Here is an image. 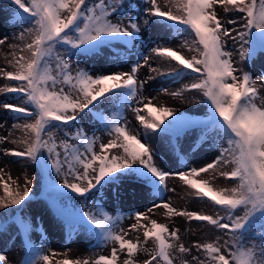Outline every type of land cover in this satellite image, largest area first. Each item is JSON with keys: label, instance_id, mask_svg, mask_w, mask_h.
<instances>
[{"label": "snow or ice", "instance_id": "1", "mask_svg": "<svg viewBox=\"0 0 264 264\" xmlns=\"http://www.w3.org/2000/svg\"><path fill=\"white\" fill-rule=\"evenodd\" d=\"M8 2L13 6L10 20L19 23L21 28L13 36L19 43L9 45L13 49L9 63L15 71L0 69V72L17 84L0 88V92L16 94L14 99L21 103H3L0 108L11 110L18 119L24 120L23 124L13 125L24 137L19 141L23 150H5V155L28 161L40 170L39 174L46 181L43 195L56 208L67 236L84 230L97 237L98 245H114L110 256L99 255L91 264H117L118 253L125 249L129 258L124 264H134L132 257L138 250L139 238L135 243L126 240L127 233L122 228L117 230L123 217L109 214L99 200L89 206V194H102L105 186L118 184L123 178L141 181L150 185L153 192L162 194L174 191L167 188L166 178L175 176L194 189L198 197L207 198L218 206L217 215L178 211L163 200L153 204L149 211L163 206L169 214L227 230L228 236L223 245L219 239L193 244L204 258L193 255L191 262L182 261V264H264V96L259 93L252 74L239 66L264 55V0H170L165 5L166 10H162L157 0H144L147 7L141 9L140 17L143 27L162 21L176 33L187 34L181 47L193 53L191 57L172 47L155 45L150 52L169 64L167 71L156 67L151 71L173 81L184 76L191 78L190 84L171 95L182 98L186 91L199 93L201 99L190 100V103L208 106L206 118L199 121L173 108L157 107L151 98L143 96L141 90L146 81H138L136 73L138 68L148 64V56H142V63H133L127 72L94 75L78 63L73 68L71 56H96L105 47L114 49L110 59L123 63L140 43L142 25L138 18L114 19L125 12L124 0ZM217 5L226 13L243 14L239 29L225 26L215 10ZM172 6H176V13ZM227 23L235 25L237 21L229 19ZM8 39L7 36L0 38V45H5ZM115 45H122L125 50ZM16 50L21 55L17 56ZM261 79L264 80V73ZM161 91L167 92V89ZM106 94L121 107H132L129 98L136 101L132 111L143 128L142 133L130 129L122 112L108 116L102 109L94 111L97 102L104 103L101 98ZM145 110L151 121L141 115ZM88 113L102 122L103 131L111 137L107 143L95 133L89 135L79 124ZM193 127H199L201 133L192 150L205 140H211L219 154L210 163L185 171L162 169L148 139L169 138L170 146L184 161L175 142ZM57 131H62L66 139L58 141ZM111 149H119L121 154L109 156ZM209 170L235 181L234 185L214 188L208 179H196ZM34 179L26 176L23 186L17 185L14 194L9 185L3 183L5 197H0V209H20L30 201ZM75 197L84 198L83 208L79 204L69 206L68 201ZM237 209L242 210V214H237ZM131 215L137 224L142 218L147 219L144 213ZM15 222L22 232L33 230L26 217L20 216ZM150 224V227L143 226V237L145 242L153 238L154 248L151 252L143 249L150 256L144 264H173L174 252H191L180 242L179 229L170 231L155 220ZM130 227L135 229L137 225ZM3 230L4 225L0 223V231ZM248 232L257 239L247 240ZM25 248L29 254L23 264H52L45 250L37 248L30 239ZM5 261L6 256L0 254V264ZM58 264H80V261L64 259ZM83 264H89V260L85 259Z\"/></svg>", "mask_w": 264, "mask_h": 264}, {"label": "rangeland", "instance_id": "2", "mask_svg": "<svg viewBox=\"0 0 264 264\" xmlns=\"http://www.w3.org/2000/svg\"><path fill=\"white\" fill-rule=\"evenodd\" d=\"M162 10L165 9V5L170 3V0H157ZM147 7L144 0H124L125 12L117 14L114 19H123L127 21L131 17H136L142 25L141 40L140 43L132 49L128 55L127 60L123 63L114 62L110 59L114 49L103 48L101 53L96 56L85 57V56H71L70 61L75 68L78 63L81 68L88 69L91 73L95 74H107L110 71H130V67L134 62V52L136 49H146L149 46L160 45L164 47H172L182 52L186 57H191L193 53L187 49L182 48V42L187 38L186 33H176L170 28H167L162 21H156L150 23L148 27H143V21L141 17V9ZM13 6L8 0H0V12L3 17H0V38L7 36L8 42L5 45H0V69L7 72H13L15 69L9 63L12 60L11 53L13 49L9 46L19 41L13 39L14 34H17L21 28L19 23H14L10 20L12 17ZM172 10L176 13V6H172ZM218 17L222 20L226 27L240 28L242 23V13L231 11L224 12L223 7L217 5L215 8ZM178 14V13H177ZM229 19L236 20L235 25L227 23ZM27 27V25H24ZM3 30V31H2ZM115 47L121 48L122 51L125 49L122 45H115ZM228 47L232 48V41H228ZM17 56L21 55L18 50ZM25 56L30 55L24 53ZM153 63L144 65L138 68L136 77L138 81H146L144 84L142 94L146 98H151L155 106H166L177 110V112H183L187 114L189 119L194 121L203 120L206 118L208 113V106L204 103L193 104L190 100L195 97L201 99L199 93L195 91L183 92V97H174L171 95L172 92L181 91L185 85L191 83L189 76L181 77L180 79L173 81L167 76H160L156 72H152L151 68L156 67L161 71H167L169 61L154 56ZM137 62V60H136ZM175 64V62H171ZM249 71L255 82L259 93L264 96V80L261 79V74L264 73V55L254 59L252 62L239 65ZM17 82L9 81L4 77L3 73L0 72V88H6L10 86H16ZM98 87V86H97ZM161 89H167V92L161 91ZM67 91V87L65 86ZM110 94H106V97L101 98L104 100L103 104L97 102V107L94 111L103 110L105 115H113L117 112H122L126 121L132 122L136 128V131L143 132V128L139 125L136 120L135 113L132 111V107L136 106V101L129 98L128 103L132 107H121L119 102L115 99H108ZM16 94L0 92V104L11 103L20 104L21 101L14 99ZM147 101H145L146 103ZM27 106V105H25ZM146 119L151 121V117L148 116L147 111L141 113ZM135 120V123H134ZM16 123L23 124V119H18L17 114H14L11 110L0 108V197H5V193L2 187L3 183L9 185L10 191L14 194L17 185L21 187L24 184L25 177L33 178V186L31 191L33 193L32 198L22 208H7L0 209V223L4 225V230L0 231V254L6 256L4 264H23V261L28 257L29 250L25 248V243L30 239L37 248H43L45 254H48L51 258L52 264H58L59 261L68 259L70 261H80L83 264L85 259L89 260V264L98 258L99 255L110 256L111 249L114 246L111 243L100 246L97 243V237L88 231L81 230L77 234L69 237L66 235L65 228L61 217L58 215L56 208H54L49 200L43 195L45 191V179L39 174V169L28 161L5 155V150H23V145L19 143L23 139L24 133L20 129L13 128ZM79 124L84 127L89 135L95 133L99 135L103 143H107L111 137H109L103 131V124L100 120L96 119L93 113H88L82 116L79 120ZM70 131L73 129L70 125H65ZM55 131V129H54ZM201 133L199 127H193L186 133H184L175 142L179 147L180 155L184 156V160L192 158L193 151L187 154L185 147L189 146L193 142L197 141ZM212 135H215L214 133ZM56 136L58 141L60 139H66L62 131H57ZM141 139H144L141 136ZM18 141V143H12V141ZM148 143L152 146L153 151L167 147L170 152V157L166 160L165 164L167 169L165 171L170 172H181L185 171L186 168L200 167V165L177 166L180 161L179 156L170 146L169 138H149ZM204 143L210 144L214 147L215 157L219 154L217 146L211 140H205ZM159 148H156L158 147ZM170 147V149H169ZM96 150L99 151V144L96 145ZM121 154L119 149H111L108 153L109 156ZM214 156L209 157L206 163H210ZM190 163V162H189ZM182 165V164H181ZM202 165V166H203ZM161 168L162 165L159 164ZM230 170V169H224ZM11 177V179H9ZM54 178V175H53ZM197 180L208 179L210 185L214 188H226L234 185L235 181L220 177L218 173H214L209 170L208 173H202ZM16 181V183H13ZM59 182V181H57ZM166 184L168 189H174V191H164L162 194L153 192L150 185H146L141 181L132 178H123L118 184H111L105 186L102 194L98 193L96 196L89 194V206L92 202L99 200L102 207L111 215L116 216L120 214L123 218L119 221V229H123L127 235L126 240H132L134 243H138V250L133 255L132 260L134 264H144L145 260L150 259L148 253L143 249L147 248L151 252L154 248L153 238H149L146 242L143 237L145 231L144 225L150 227V222L155 220L157 223L166 225L169 230L179 229L180 242L184 244L186 248H190V253L180 254L178 252L173 253V264H182V261H192L193 255H198L201 259L204 258L202 252H197L193 248L195 243H206L212 242L219 239V243L223 245L224 241L228 239L225 234L227 230H217L216 233H208L207 229L209 226L206 222H200L190 220L187 217L175 216L169 214L167 210L161 206L154 208L152 211L149 209L153 204L160 203L161 200L169 203V205L178 211L195 212L204 215H217V208L207 198L201 199L195 194L194 189H190L178 176L166 178ZM83 186V185H82ZM84 198L75 197L74 200L68 201L69 206L79 204L80 207H84L82 203ZM134 212L144 213L147 219H141L137 224L136 219L131 215ZM15 214V216H14ZM222 214V213H221ZM237 214H242V210L237 209ZM20 216L28 218L32 225L33 230L30 233L21 231V226L15 222ZM131 225H137L135 229H132ZM247 240H256L252 232L246 234ZM118 247V245H115ZM223 250V249H222ZM56 255L53 256L52 253ZM117 264H124V260L128 259L127 250L118 253ZM155 264V262H153Z\"/></svg>", "mask_w": 264, "mask_h": 264}, {"label": "bare ground", "instance_id": "3", "mask_svg": "<svg viewBox=\"0 0 264 264\" xmlns=\"http://www.w3.org/2000/svg\"><path fill=\"white\" fill-rule=\"evenodd\" d=\"M0 17H3L2 12H0ZM152 47L153 46L146 47V49H142V48L136 49L134 54H133L134 62L136 63V60H137V62L140 61L142 63L141 57L142 56H148L149 57L148 64L153 63V61H154L153 59H154L155 54L150 52V49ZM127 123H128V126L130 127V129H132L133 131H136V128L132 122L127 121ZM134 123H135V120H134ZM195 142H193L192 144H189V146L185 147L187 149V152H186L187 154H190V152L193 151L192 149L194 147ZM156 148H159V146ZM169 149H170V147H169ZM154 152L157 154V157H158L157 163L162 165V167H163L162 169H167L165 162L171 156L167 147H162L161 149H157ZM193 152H194L193 156H192V158H190V160H188V159H186L184 161L180 160V161H178L177 166H181V168H184L187 165L189 166V164H192L195 166L196 165L202 166L204 163H206V160L209 157H212V156L215 157L214 147L212 145L206 144L204 142L201 143L199 145V147H197L196 150ZM207 232L212 234V233H216L217 230L215 228H213L212 226H209V229H207Z\"/></svg>", "mask_w": 264, "mask_h": 264}]
</instances>
